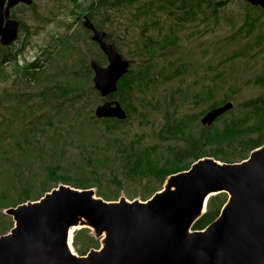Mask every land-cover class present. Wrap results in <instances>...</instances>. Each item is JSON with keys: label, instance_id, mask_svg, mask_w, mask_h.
Here are the masks:
<instances>
[{"label": "trees", "instance_id": "trees-1", "mask_svg": "<svg viewBox=\"0 0 264 264\" xmlns=\"http://www.w3.org/2000/svg\"><path fill=\"white\" fill-rule=\"evenodd\" d=\"M225 3V0H93L87 14L97 27L103 28L110 21L109 12L120 8H129L131 20L144 22L142 39L134 51L130 50L140 57V63L130 66L118 80L117 90L107 96L117 98L127 116L118 119L94 114L89 107L92 69L84 56H74L68 66L48 74L42 73L41 62L26 63L22 73L38 82L37 90L29 93L16 88L4 91L1 96L8 104L10 117L2 127L0 120V175L5 176V182L0 185V209L39 198L59 181L81 188L96 186L97 194L116 199L119 190L111 193L101 188L103 182L107 183V170L112 175L108 174L109 181L116 182L119 189L125 180L146 183L141 195L146 199L162 187L170 173L188 168L199 157L213 155L224 161H239L260 146L264 142V92L237 100L210 125L200 123L197 112L176 113L189 94L185 89L178 87L162 97L145 94L187 69L180 58L160 66L156 61L158 55H172L177 49L180 27L217 17ZM99 11L102 15L103 11L108 12L99 17ZM158 11L175 20L156 34H144L150 17ZM256 20L246 15L244 24H248V32ZM150 22L159 28L164 25L158 18ZM82 26L91 32L83 23ZM58 41L68 52L66 58L79 51L77 43L81 41L76 34ZM13 50L0 44V75L3 63L16 57L17 52ZM259 81L264 83V74L255 78V82ZM219 89V84L216 87L206 84L201 90H195L191 99L196 103L209 101L207 109L226 100L233 101L230 94L219 95ZM156 110H164V118L155 129L156 140L146 142V135L132 132L128 122L137 117L133 113L139 116L140 122L147 121L149 114ZM74 148H78L76 153L71 150ZM67 156L72 158L70 172L61 169V160ZM18 168L15 180L7 177ZM226 198L224 191L211 195L206 211L192 228H203L213 220ZM12 225V217L0 210V234ZM72 244L78 253L84 254L100 242L89 227L82 226L75 229Z\"/></svg>", "mask_w": 264, "mask_h": 264}, {"label": "water", "instance_id": "water-1", "mask_svg": "<svg viewBox=\"0 0 264 264\" xmlns=\"http://www.w3.org/2000/svg\"><path fill=\"white\" fill-rule=\"evenodd\" d=\"M19 1L32 2L0 0L1 44L18 35L19 20L9 13ZM246 1L264 7V0ZM82 23L107 58L106 64L89 61L93 86L103 98L94 114L124 119V106L107 96L132 61L87 14ZM233 105L226 100L208 108L200 122L210 125ZM162 185L146 199H107L93 187L61 182L39 198L9 205L3 212L13 225L0 234V264H264V142L239 161L199 157ZM222 191L227 198L218 215L192 228L209 197ZM72 225L89 227L99 246L77 253L75 229L68 240Z\"/></svg>", "mask_w": 264, "mask_h": 264}, {"label": "rangeland", "instance_id": "rangeland-1", "mask_svg": "<svg viewBox=\"0 0 264 264\" xmlns=\"http://www.w3.org/2000/svg\"><path fill=\"white\" fill-rule=\"evenodd\" d=\"M92 1L33 0L31 5L20 3L14 7L13 11L21 19L22 27L19 37L12 44L13 51L15 52L18 48L19 51L13 60L3 63L0 75L1 127L10 117L8 104L3 102L1 97L4 91L20 88L21 91L30 93L35 92L39 86L36 80L29 79L22 73L23 66L29 61L37 60L44 64L43 74L57 71L62 66H68L74 56L75 58L84 56L88 63L91 58L97 59L101 64L107 63L106 55L91 39V32L86 31L82 26L83 17L90 9ZM225 1L217 17L212 16L180 27L177 49L172 55H158L156 61L160 66L166 64L168 60L180 58L187 64V69L184 73L148 89L145 93L147 97L152 95L162 97L176 91L178 87L185 89L189 94L183 100L181 99L182 103L179 104L176 113L197 112L199 122L203 114H200V111L207 109L209 101L196 103L191 98L195 90H201L206 84L214 85V87L219 84V95L230 94L234 104L237 100L264 92V83L255 82V78L264 74V10L256 8L257 6L253 7L245 0ZM107 12L103 11V15ZM247 14L257 19L249 32L247 31L248 24H244ZM103 15L99 11L98 16ZM129 16H131L129 8L111 11L109 12L110 21L103 26V29L109 34L108 39L114 42L121 53L131 59V66H136L140 63V57L131 54L130 50L134 51L136 43L141 41L144 22L141 20L135 22V19L131 20ZM155 18H158L161 23L164 22V25L159 28V25L151 23L150 21ZM174 20L171 15L155 12L154 16L150 17L149 24L143 33L156 34L159 29L166 28ZM73 34L80 38L81 42L77 43L79 51L74 50L73 55L66 58L68 52L58 40L59 38L65 40L67 35ZM259 39L260 41L256 42ZM92 74L93 70L90 85L88 84L92 89L89 107L94 112L95 105L103 98L93 86ZM142 95L144 94L139 96ZM164 114V110H156L149 114L147 121L140 122L139 116L133 113V116L137 117L129 120L128 127L132 132L145 134L146 142H151L156 140L155 129L163 121ZM171 142L174 143L173 140ZM77 149L71 150L76 153ZM14 153L15 150L13 155ZM207 156L214 157L213 155ZM70 159L72 158L67 156L61 160V169H68L67 172L73 170L71 168L73 165L69 163ZM19 170L18 168V170L10 171L7 177L15 180ZM108 174L112 176L107 170L108 179L107 183H102V190L111 193L119 190L117 198L123 195L128 199H142V190L146 183L125 180L123 187L119 189L116 182L109 181L111 177ZM4 182L5 176L0 175V185ZM93 188L97 194V187ZM0 210L3 211V209Z\"/></svg>", "mask_w": 264, "mask_h": 264}, {"label": "flooded vegetation", "instance_id": "flooded-vegetation-1", "mask_svg": "<svg viewBox=\"0 0 264 264\" xmlns=\"http://www.w3.org/2000/svg\"><path fill=\"white\" fill-rule=\"evenodd\" d=\"M246 1V0H245ZM32 2H33V0H32ZM32 2L31 3H26V2H24V1H19L18 3H16L14 6H12L11 8H10V13H9V16L10 17H14V18H17L18 20H19V30H18V35H17V37H19V32H20V30H21V27H22V22H21V19L20 18H18L16 15H15V13H14V7L16 6V5H18V4H20V3H24V4H26V5H31L32 4ZM246 2H248V1H246ZM249 4H251L252 6H258V7H261V8H263L264 9V7L263 6H261V5H259V4H252V3H250V2H248ZM87 28V27H86ZM90 30V29H89ZM91 31V30H90ZM92 32V31H91ZM16 37V38H17ZM106 37H107V35H106ZM15 38V39H16ZM14 39V40H15ZM108 39V38H107ZM14 40H12L10 43H8V44H1V45H6V46H8V47H11V48H13L12 47V44H13V42H14ZM109 40V39H108ZM17 51H19V48L18 49H16V52Z\"/></svg>", "mask_w": 264, "mask_h": 264}, {"label": "bare ground", "instance_id": "bare-ground-1", "mask_svg": "<svg viewBox=\"0 0 264 264\" xmlns=\"http://www.w3.org/2000/svg\"><path fill=\"white\" fill-rule=\"evenodd\" d=\"M78 225H72V226H70V228H69V235H68V240L70 241L71 240V238H72V233H73V230L77 227Z\"/></svg>", "mask_w": 264, "mask_h": 264}]
</instances>
